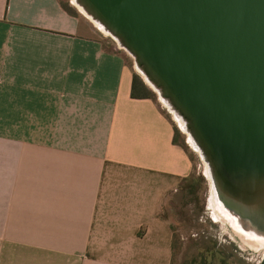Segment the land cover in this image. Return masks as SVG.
Returning <instances> with one entry per match:
<instances>
[{
	"label": "crops",
	"instance_id": "0c3cea01",
	"mask_svg": "<svg viewBox=\"0 0 264 264\" xmlns=\"http://www.w3.org/2000/svg\"><path fill=\"white\" fill-rule=\"evenodd\" d=\"M60 1L0 0V264H173L161 207L192 158Z\"/></svg>",
	"mask_w": 264,
	"mask_h": 264
},
{
	"label": "water",
	"instance_id": "95a60500",
	"mask_svg": "<svg viewBox=\"0 0 264 264\" xmlns=\"http://www.w3.org/2000/svg\"><path fill=\"white\" fill-rule=\"evenodd\" d=\"M70 2L181 123L216 211L264 248V0Z\"/></svg>",
	"mask_w": 264,
	"mask_h": 264
},
{
	"label": "rangeland",
	"instance_id": "374dc122",
	"mask_svg": "<svg viewBox=\"0 0 264 264\" xmlns=\"http://www.w3.org/2000/svg\"><path fill=\"white\" fill-rule=\"evenodd\" d=\"M96 30L97 39L104 42L106 46L112 45L127 55L118 49L110 37L105 36L97 28ZM127 66L136 73L133 60L128 55ZM157 102H159L158 97ZM175 126L180 130L177 122ZM183 136L187 142L186 136ZM188 147L189 155L193 159L194 174L197 177H203L205 183L199 193V203L184 206L179 198L173 197L175 193L167 195L163 200L161 216L167 220L174 232L173 264H202L203 262L224 264L220 260L219 252L224 258L228 256L229 264H259L264 255V248L235 231L216 211L206 167L189 144ZM216 253L219 256L213 259V254Z\"/></svg>",
	"mask_w": 264,
	"mask_h": 264
},
{
	"label": "trees",
	"instance_id": "16d2710c",
	"mask_svg": "<svg viewBox=\"0 0 264 264\" xmlns=\"http://www.w3.org/2000/svg\"><path fill=\"white\" fill-rule=\"evenodd\" d=\"M61 7L70 15H77V12L74 8L70 7L69 0L67 3L60 1ZM131 98L134 100H153L157 102V95L144 83V81L136 74L134 73L133 79H132V86H131ZM173 143L179 147H181L184 151L189 152L188 144L182 135V132L175 127V134ZM193 161V159H192ZM204 178L203 177H197L193 173L190 175V177L185 178L182 183L180 184L179 188L177 189V192H175L173 197H177L181 200L182 204L184 206L188 204H196L199 203V193L204 185ZM164 218V217H163ZM165 219V218H164ZM166 220V219H165ZM171 231L173 233V251L175 247L174 242V232L173 228L170 226ZM173 258H174V252H173ZM224 264H229L228 262V256L224 258L222 254V260ZM197 263V262H196ZM202 264H207L206 262H203ZM212 264V263H211ZM216 264V263H213Z\"/></svg>",
	"mask_w": 264,
	"mask_h": 264
},
{
	"label": "bare ground",
	"instance_id": "6f19581e",
	"mask_svg": "<svg viewBox=\"0 0 264 264\" xmlns=\"http://www.w3.org/2000/svg\"><path fill=\"white\" fill-rule=\"evenodd\" d=\"M73 6L77 9V10H79V12L84 16V17H86L85 16V14L81 11V9L80 8H78L76 5H75V3L73 2ZM87 18V17H86ZM88 20H89V18H87ZM90 21V20H89ZM95 27L96 28H98L105 36H107V37H109V35L108 34H106L105 32H103V30L101 29V28H99V26L97 25V24H95ZM179 126L181 127V123H179ZM216 219H217V217H216Z\"/></svg>",
	"mask_w": 264,
	"mask_h": 264
},
{
	"label": "flooded vegetation",
	"instance_id": "af4514ba",
	"mask_svg": "<svg viewBox=\"0 0 264 264\" xmlns=\"http://www.w3.org/2000/svg\"><path fill=\"white\" fill-rule=\"evenodd\" d=\"M219 254H220V256H219ZM219 254L218 253H216V254H213V259H216V256H219L220 257V260H222V256H221V252H219ZM208 264V263H207Z\"/></svg>",
	"mask_w": 264,
	"mask_h": 264
}]
</instances>
